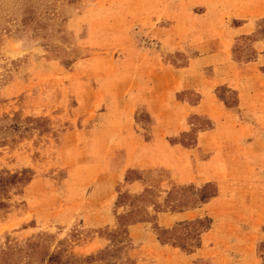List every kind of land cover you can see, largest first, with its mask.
Returning a JSON list of instances; mask_svg holds the SVG:
<instances>
[{"label":"rangeland","instance_id":"obj_1","mask_svg":"<svg viewBox=\"0 0 264 264\" xmlns=\"http://www.w3.org/2000/svg\"><path fill=\"white\" fill-rule=\"evenodd\" d=\"M215 1L226 13L264 12V0ZM256 23L232 38V60H250L252 41L264 42V14ZM207 50L208 0H0V173L30 177L0 187V264H48L52 255L50 264H179L163 261L153 243L189 253L197 237L203 255L188 264H210L213 243L225 247L224 262L264 264V168H253L252 152L242 161L236 127L224 123L230 145L228 160L216 164L221 184L130 192L125 182L137 171H113L115 156L120 163L127 146L149 139L151 119L139 101L152 92L144 87L168 84L175 69ZM214 93L235 106L234 90L221 85ZM170 97L193 102L197 93ZM186 120L195 126L166 138L193 144L195 129L211 126L199 116ZM205 201L213 202L208 212L169 227L156 222L157 212ZM196 219L200 225L186 224ZM134 223L151 237L132 236ZM190 242V251L172 244Z\"/></svg>","mask_w":264,"mask_h":264},{"label":"crops","instance_id":"obj_2","mask_svg":"<svg viewBox=\"0 0 264 264\" xmlns=\"http://www.w3.org/2000/svg\"><path fill=\"white\" fill-rule=\"evenodd\" d=\"M225 8L222 3L208 0V50L191 56L185 67L175 69L173 81L168 84L158 83L151 88L144 87L141 92H152L139 101L151 119L149 139L142 143L139 140L136 147L127 146L119 153L120 163L114 157L115 176L127 169H135L139 174L125 182L130 192H139L144 186L156 187L159 193H164L173 184L200 186L209 181L221 184L216 172L220 166L216 164L228 160L227 147L230 145L224 123L236 127L238 143L243 148L242 161L245 162L247 152H252L257 158L250 164H253L254 169L255 166L264 168V42L261 39L252 41L254 54L250 60L236 62L232 60L230 52L232 38L253 32L257 16L264 12L226 13ZM258 9L264 11V5H259ZM232 20L235 22L231 23ZM221 85L235 91V106L228 107L216 97L214 89ZM184 89L196 92V100L189 102L170 97L171 93ZM132 104L136 107L135 99L129 106ZM192 115L203 117L211 123L209 127L207 125L195 129L193 144L186 145L179 140L170 141L166 138H175L180 132L191 130L195 125L188 123L186 117ZM118 179L109 181L104 199H109L111 186L118 183ZM208 204L213 206L212 201H205L200 207L157 212L156 222L161 227H169L174 221L202 214L203 210H208ZM88 216L92 220L100 217L94 213ZM129 231L132 236L146 234L151 237L144 223L131 224ZM197 240L198 237L194 250L189 253L156 241L153 248L167 263L176 260L179 264H188L192 256L203 255ZM103 242L101 239L95 241L98 246L103 245ZM224 256L225 247L223 249L214 243L208 245L210 264H229L228 261L224 262L225 258L222 259Z\"/></svg>","mask_w":264,"mask_h":264},{"label":"trees","instance_id":"obj_3","mask_svg":"<svg viewBox=\"0 0 264 264\" xmlns=\"http://www.w3.org/2000/svg\"><path fill=\"white\" fill-rule=\"evenodd\" d=\"M24 18H22V22L23 23H25V22H27L28 20H30V17H29V14H27V15H25V16H23ZM21 172L23 173V172H29V170L28 169H22L21 170ZM5 175H3V174H1L0 173V187H1V185L2 184H4L5 183V185L7 184V185H12V184H15L16 182H19V181H28L29 179H30V177H29V175L28 176H26V177H21V175H18V173L17 172H15V173H12V174H9V173H7L6 171H5ZM0 192H3L2 191V189L0 190ZM211 195H213V194H209V196H211ZM5 204L2 202V201H0V207H3ZM186 224H188V225H194V224H198V225H200L201 224V220H199V219H196V220H194L193 222H188V223H186ZM120 225V224H119ZM201 227H206V225H201ZM120 228V226H118V229ZM159 233L160 234H163V233H167V230H160L159 231ZM198 234V232L196 231L195 232V235H197ZM158 239H159V241L161 242V243H165L166 241L165 240H163L160 236H158ZM172 244H174V245H176L177 247H179L181 250H184V251H190V248L192 247V243L190 242V243H188L187 245H184V244H182V243H172ZM49 257H51V258H49ZM48 257V264H50V262H52V259H53V257H55V255H52V256H49Z\"/></svg>","mask_w":264,"mask_h":264}]
</instances>
